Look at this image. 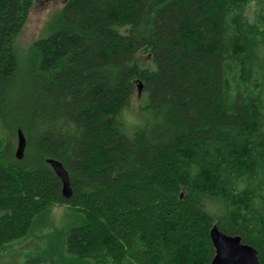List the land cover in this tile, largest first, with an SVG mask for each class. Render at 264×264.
<instances>
[{"label":"trees","instance_id":"16d2710c","mask_svg":"<svg viewBox=\"0 0 264 264\" xmlns=\"http://www.w3.org/2000/svg\"><path fill=\"white\" fill-rule=\"evenodd\" d=\"M37 1L0 0V257L23 240L42 244L28 264H212L217 226L264 264V0H66L21 51Z\"/></svg>","mask_w":264,"mask_h":264},{"label":"rangeland","instance_id":"374dc122","mask_svg":"<svg viewBox=\"0 0 264 264\" xmlns=\"http://www.w3.org/2000/svg\"><path fill=\"white\" fill-rule=\"evenodd\" d=\"M66 0H38L29 14L28 22L17 38L16 45L21 51H26L36 41L44 37L47 30L48 22L52 14L63 7ZM257 6L252 4L247 10V16L251 22L255 20V11ZM137 62L142 68L154 69L155 65L152 59L146 54H138ZM149 95L142 90L135 91L129 108H126L122 115L121 121L126 132L131 135L138 126L144 124L145 118L150 114ZM66 208L57 206L53 212L52 221L57 224L65 213ZM36 239V237H31ZM38 247L42 248L39 241L32 243L19 240L12 248L0 257V264H28L29 259L39 252Z\"/></svg>","mask_w":264,"mask_h":264},{"label":"water","instance_id":"95a60500","mask_svg":"<svg viewBox=\"0 0 264 264\" xmlns=\"http://www.w3.org/2000/svg\"><path fill=\"white\" fill-rule=\"evenodd\" d=\"M139 93L142 91V84H139ZM27 147V139L24 133L18 132V146L16 157L22 159ZM55 174L62 182V192L66 198L71 197L72 187L68 171L63 164L57 160H48ZM211 240L215 248V256L212 264H260L257 251L244 244L238 236H228L222 233L217 226L210 232Z\"/></svg>","mask_w":264,"mask_h":264}]
</instances>
